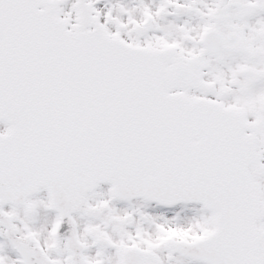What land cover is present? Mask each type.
Returning a JSON list of instances; mask_svg holds the SVG:
<instances>
[{"label": "snow or ice", "instance_id": "1", "mask_svg": "<svg viewBox=\"0 0 264 264\" xmlns=\"http://www.w3.org/2000/svg\"><path fill=\"white\" fill-rule=\"evenodd\" d=\"M0 264H264V0H0Z\"/></svg>", "mask_w": 264, "mask_h": 264}]
</instances>
